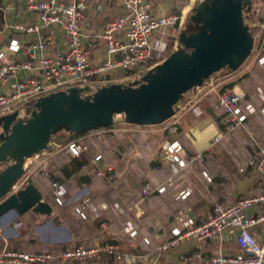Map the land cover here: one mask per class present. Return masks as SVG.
<instances>
[{"label":"built area","instance_id":"1","mask_svg":"<svg viewBox=\"0 0 264 264\" xmlns=\"http://www.w3.org/2000/svg\"><path fill=\"white\" fill-rule=\"evenodd\" d=\"M255 1L259 4L258 0ZM122 3V14L109 19L101 33L106 57L96 61L84 33L88 0H25V9L37 13L39 22L29 26L18 24L14 28L29 34L59 28L67 38L68 46L65 50L55 49V36L49 33L35 42L19 44L13 41L6 49H0V85L7 88L0 93V116L19 111L20 117L27 119L40 98L72 87L88 88L83 95H91L98 88L109 84L138 82L157 65L158 56L167 58L171 53L169 43L164 40L176 38L178 42V36H171L169 30L175 29L182 18L174 12L156 14L151 0H122ZM261 27L257 36L258 43L254 35L252 53L257 50L254 61L264 69V22ZM4 42L5 37L0 36V44ZM17 53H21L22 57H17ZM211 80L197 88L196 93L185 101V106L180 103L169 119L156 125L158 131L168 137L163 146L165 158L178 165L179 169L205 164L204 154L187 152L176 135L186 113L191 112L198 117L203 114L201 102L207 95L219 92L218 103L222 111L220 135L213 138L210 148L220 143L223 136L241 129L257 111L252 103L242 106L245 94L237 88L219 90L227 79L221 82ZM257 91L264 102V86ZM83 141L84 138H74L67 144V151L73 157L81 155L87 150ZM53 155H48L42 161L45 162ZM258 157L248 158L240 166V173L264 175V147L260 148ZM102 160L103 155L99 153L92 162L97 168V177L114 184L116 169L110 165L100 166ZM29 179V176L23 177L13 191L24 188ZM53 190L56 210L68 205L67 190L60 182L53 184ZM165 190L166 185L146 183L142 196L144 200H149L153 194ZM189 194V189L182 191L178 198L186 199ZM107 209L106 204L96 207L89 197L74 207V211L84 220ZM129 236L126 250L118 242L94 245L75 243L66 248L57 247L39 252H18L6 246L0 250V264H85L105 258L114 259L119 264H138L143 260V256L135 253L138 231H131ZM143 240L150 243L148 237ZM214 241L219 249L211 256L204 254L202 247ZM232 241L238 251L222 252L223 247ZM184 242H196L200 248L191 254H181V260L186 262L264 264V179L249 194L240 196L233 203L215 201L211 214L204 221H198L183 210L178 211L171 236L160 249L169 252Z\"/></svg>","mask_w":264,"mask_h":264},{"label":"crops","instance_id":"2","mask_svg":"<svg viewBox=\"0 0 264 264\" xmlns=\"http://www.w3.org/2000/svg\"><path fill=\"white\" fill-rule=\"evenodd\" d=\"M151 1L156 14L173 12L180 2L178 0ZM122 5V0H88V18L84 24V33L86 43L91 47L92 57L96 61L106 57L105 44L101 35L105 24L109 19L122 14ZM38 22L37 13L28 12L25 9V0H0V36L5 37V42L0 44V49H6L13 41L19 44L35 42L49 33L55 36V49H67V38L59 28H49L40 34H29L14 28L18 24L29 26L38 24ZM164 41L169 43L170 53L177 49V39L171 38ZM16 56L22 57L21 53H17ZM158 57L156 60L157 65L166 59L163 55ZM241 69L231 72L232 75L225 82L233 83V88H237V90L244 93L247 103L253 104L254 102V104L258 103L259 106L264 107V102L257 91L258 88L264 86V69L259 65L252 66L251 70H247L248 68ZM244 74L247 75L246 78ZM6 89L0 85V93L5 92ZM218 94L219 92L210 93L202 100L203 114L201 116H195L191 112L186 113L176 135L184 144L187 152L205 153L207 163L210 162V158L218 157L221 160L217 158L218 167H214L213 171L205 169L207 176L202 173L203 171L199 173L198 177L189 172V175L186 174L182 178L175 177L173 179V175L179 173L180 170H178V167L174 170V166L165 158L163 146L168 138L166 134L158 131L157 126H133L124 123V120L119 122L116 120L111 128L102 130L108 140H104V145H101L102 152L100 153L103 155V160L99 163L100 166L110 165L116 169L114 184H109L99 177L95 178V181L97 179L103 183L101 184L103 190L96 188V182L92 178L87 185L76 183L74 178L76 176L81 177V173L84 171L71 177H64L61 169L70 162L73 156H70L66 162L64 161L65 163L61 164L60 168V177L63 178H60V181L69 187L67 188L68 191L70 188L72 192L75 191L71 195L67 192L68 205L65 208L70 207L75 199L86 196L91 199L96 207L106 204L108 209L101 210L97 216H91L92 219L84 224V230L81 233L83 238L75 234L71 227L66 224H57L53 221L40 223L36 227V235L39 241L48 246H71L75 243V241L72 243L73 239H77L78 244L82 240V243H80L85 245L118 242L126 250L130 237L129 233L137 230L138 238L135 241L137 244L135 253L143 256V260L138 264H209L205 261L191 263L181 260V254L187 255L200 250L196 242H184L169 252L161 251V245L169 240L171 236L177 212L183 210L198 221H204L211 214L215 201L233 203L240 196L249 194L258 185L259 181L262 178L264 179V175L258 176L254 172L246 175L238 172L237 157L228 160L226 157L223 159L219 157L218 153L223 154V149H226V146L220 145L218 147L215 145L210 148L212 138L220 135L219 124L222 111L218 103ZM74 135L68 131L61 132L58 136L60 141L55 144V149L58 146L70 143L74 139ZM224 140L223 137L221 142ZM215 148L216 150H214ZM260 148L262 146L253 147L251 150L246 151V155L249 158H254L255 153H259ZM57 153H59L58 150ZM42 158H28L25 165L26 172L31 166L44 165L46 161L43 162ZM220 163L223 165L221 169ZM156 166L159 167L157 171L154 169ZM190 169L191 167H187L185 173L191 171ZM26 172L24 178L28 176ZM150 182L158 186L166 185V190L163 193L153 194L149 200H144L142 196L143 187ZM197 183L200 185V191L197 189L196 192H193L192 185L195 186ZM34 184L38 187L44 199L50 202L47 185L43 182H34ZM188 189L190 194L186 199L178 198L182 191ZM54 210H56L55 207H53V212ZM9 221V219L1 221L0 228L5 227ZM6 235L12 236L14 234L7 230ZM145 237L149 238L150 243L144 242ZM202 248L204 254L208 256L213 255L219 249L216 241L207 242ZM222 250L224 253L225 251L235 253L238 251V247L232 241L226 244ZM85 264L119 263L114 259L105 258Z\"/></svg>","mask_w":264,"mask_h":264},{"label":"water","instance_id":"3","mask_svg":"<svg viewBox=\"0 0 264 264\" xmlns=\"http://www.w3.org/2000/svg\"><path fill=\"white\" fill-rule=\"evenodd\" d=\"M253 0H204L194 9V31L183 30L178 47L134 83H113L83 95L72 87L40 98L29 118L20 112L0 116V220L9 212L32 210L50 216L53 206L24 177L26 160L47 151L57 132L86 133L114 125L118 116L130 125L156 126L175 113L183 97L224 70L236 72L251 56L254 34L245 13Z\"/></svg>","mask_w":264,"mask_h":264},{"label":"rangeland","instance_id":"4","mask_svg":"<svg viewBox=\"0 0 264 264\" xmlns=\"http://www.w3.org/2000/svg\"><path fill=\"white\" fill-rule=\"evenodd\" d=\"M202 1H204V0H178V2H179L178 7H176V9L173 10V12H176L182 19L177 24L175 29L169 30V34L171 36L177 37V34H179L183 30H187L188 32L195 30L194 24L192 22V17L195 14L194 9ZM258 1H259V4L255 0H253L252 8H248L246 10V13H245L246 22L250 25L252 33L256 36L257 43L259 42V39L257 38V36L259 34V31L262 30L261 25L264 22V0H258ZM257 5H260V7H258ZM172 41H174V40H172ZM256 53H257V50L255 49L254 53L251 54V56L248 58V60L241 67L242 69L248 68L247 70H251L253 64H254V66H257V62L254 61ZM231 72L232 71H229L226 69L220 73H217L212 77L211 81L221 82L222 80H226L232 75ZM227 83H230V82H225V84H227ZM225 84L221 85L220 90L223 89V86ZM195 93L196 92L194 91V92H190V93L186 94L183 97L182 101L180 102L181 105L185 106V101L187 102V99H189ZM246 104H248V103L246 102V100H244L243 105H246ZM253 104H254V102H253ZM254 105L257 108L256 113L249 117V119L242 126V128L237 130L236 132H234L232 134H229L226 137L223 136L225 138V140L223 142L216 144V146H218V147H220V145L226 146V149H223V151H224L223 154L218 153V156L221 157L222 159L224 157H226L227 160L230 158L235 159L237 157L238 163H239V165H238L239 168L249 158L246 155L247 150H251L253 147H255V148H258L261 146L264 147V114L262 113V107L259 106L258 103L254 104ZM116 120H117V122L124 120V116H118ZM61 132H65V131L57 132L54 135L50 148L47 151H45L44 154L40 153V154L34 155L31 158L37 159V158L43 157L42 159H44L48 155H51V154H54V155L52 157H50L48 160H46V163L44 165H37L36 167L31 166L29 168V170L26 172V174L30 178L29 183L30 182H32V183L43 182L47 185V187L49 189L48 192H49V196H50V203L53 205V207H55L54 199H53V192H54L53 184L55 182H60L66 188V190H67V188H69V187H67V185H65V183H62L60 181L61 180L60 178H62V177H60L61 176L60 168H61V164H64L67 161V159L70 158V156H73V155H71V153L69 151H67V147H66L67 144L58 146L55 149V147H56L55 144H58V142L60 141L58 136ZM105 136H106V134H104L102 132V130L100 129V130L91 131L84 136H79V137H75V138H84L83 146L86 147L87 150H89V151L93 150L95 155H97L100 152H102V146L101 145H104V142L106 141V139L108 140V137L107 136L105 137ZM222 140H223V138H222ZM57 150L59 151V153L56 154ZM214 150H216V148ZM228 150H229V152H227ZM212 154H214V153H212ZM244 156H246V157H244ZM217 158L218 157L210 158V162L209 163L206 162L204 164L205 166L204 165L203 166L195 165V164L191 165V166H189V167H191V169H190L191 171H188V172L186 171V173H185V170L187 169V167L180 168V169L178 168V170H180L179 173L174 174V175L172 174L174 176L172 178L173 179L175 177L182 178L186 174L189 175V172H192L194 174V176L198 177V175L201 171H203L202 173H206L205 169H208L209 171H213L214 167L219 166L217 163V160L219 158L218 159ZM223 161H225V160H223ZM50 164H52V165H50ZM170 164L174 166V170L176 167H178V165H175L172 163H170ZM4 166H5V164H3V165L0 164V170L2 168H4ZM221 168H223V165L220 163V169ZM239 168H238V172H240ZM154 169L157 171V170H159V167L156 166ZM81 174H82L81 177L76 176L74 178L76 183L79 182L82 185H87L90 183V179L92 178V179H94V182H96V186H97L96 188L98 190H103V186L101 185L103 183L97 179L95 181V178H98L96 167L90 168L88 170H84V172ZM208 177L210 178L209 174H208ZM55 178L57 180H54ZM58 179H60V180H58ZM62 181H65V180H62ZM197 189L200 191L199 183L195 184V186L192 185L193 192H196ZM67 192L69 195H71L75 191L72 192L71 188H70L69 191L67 190ZM84 198H86V196L75 199L74 203H72L71 206L68 208L64 207V208H59V210H54L52 215H50L48 217L40 216V215L37 216L32 210L26 212L23 215H18L15 212H11V213L9 212L8 214H6L3 217V219L0 220V222L3 220H8V219L10 220L6 224V226L3 227L4 229L0 228V250L5 248L6 246L9 247L11 250L18 251V252H25V251L39 252V251H48L52 248H57L58 246L43 245L39 241V239L36 235L37 225L40 223H45L47 221H53L54 223H57V224H66V225L71 227V229L73 230V232L75 234H78L81 238H83L81 233L84 230L83 229L84 224L86 222H89L92 219V217L90 216L86 220L82 219L74 211V207H75L76 203L82 201ZM72 225H74V226L72 227ZM7 230H10L11 234L13 233L14 235H12V236L6 235ZM78 235H76V236H78ZM74 238H76V237H74ZM76 240L77 239H73L72 243L74 241H75V243H77ZM80 242L82 243V240L79 241V245H85V244H81Z\"/></svg>","mask_w":264,"mask_h":264},{"label":"trees","instance_id":"5","mask_svg":"<svg viewBox=\"0 0 264 264\" xmlns=\"http://www.w3.org/2000/svg\"><path fill=\"white\" fill-rule=\"evenodd\" d=\"M174 13H176V12H174ZM246 74H244V77L247 76ZM226 87L233 88V83H227L226 85L223 86V89H225ZM223 89H221V90H223ZM242 106H243V103H242ZM133 126H138V125H133ZM108 128H111V127H108ZM108 128H102V129L100 128V129L101 130H104V129H108ZM100 129H97V130H100ZM87 133H89V132L75 134L74 135V138L75 137H79V136H84ZM203 154L205 156V163H206V161H207V155L205 153H203ZM94 156H95V153H94L93 150H90V151L87 150V151L83 152L81 155H79L77 157H73L70 160L69 163H67L66 165H64L62 167V169H61L62 174L64 175V177H71V176H73V175H75L77 173H81L84 170H88L90 168L95 167L92 164V160H93ZM254 157L257 158V159H259L258 153H255ZM54 180H57V179L55 178ZM58 180H60V179H58ZM66 247H68V246H58V248H66Z\"/></svg>","mask_w":264,"mask_h":264},{"label":"bare ground","instance_id":"6","mask_svg":"<svg viewBox=\"0 0 264 264\" xmlns=\"http://www.w3.org/2000/svg\"><path fill=\"white\" fill-rule=\"evenodd\" d=\"M188 9V8H187Z\"/></svg>","mask_w":264,"mask_h":264}]
</instances>
